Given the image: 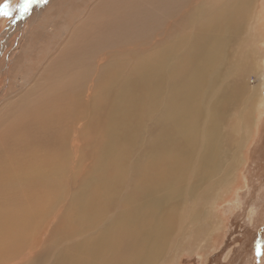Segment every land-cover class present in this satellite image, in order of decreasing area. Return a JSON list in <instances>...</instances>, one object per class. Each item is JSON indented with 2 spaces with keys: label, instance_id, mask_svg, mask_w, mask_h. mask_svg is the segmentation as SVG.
<instances>
[{
  "label": "rangeland",
  "instance_id": "rangeland-1",
  "mask_svg": "<svg viewBox=\"0 0 264 264\" xmlns=\"http://www.w3.org/2000/svg\"><path fill=\"white\" fill-rule=\"evenodd\" d=\"M202 1L205 0H43L34 4L30 13L22 19L17 18L16 13L12 17H0V206L12 192L18 198L11 194L6 201L12 204L19 202L16 205L21 206L16 209L30 205L21 217L0 220L3 221L0 222V264H86L90 244L104 228L125 215L121 209L125 207V195L137 192V188L140 194L133 196L134 200L141 201L140 204H148L150 200L149 203L155 207L156 220L169 221L166 222L169 234L154 264H264V255L257 257L255 251L257 242L264 249V85L262 100H253L252 103L250 100L251 104L246 105L249 107L244 108V101L257 83V76L255 72L245 73L240 79L236 72H232L233 67L239 66L243 54L255 48L261 65L259 73L262 71L264 77V0L255 1L253 20H247L246 15L244 20L240 18L238 34L228 41L226 49H222L214 71L210 94L216 99H221L224 92H230L234 84L243 86L234 90L240 91L241 95L238 93L221 101V111L212 120L213 126L209 127V132L216 128L223 146L221 165L217 164L211 170L203 167L193 176L190 172L192 160H188L189 156L184 153L179 154L178 160L174 156L169 157L171 159L160 157L157 164L147 155L142 156L155 131L153 126L147 129V125L151 124L149 120L161 119V105L154 106L153 97V100L147 101L153 104L151 107H143L146 101L140 105L141 111V107L144 108L143 113L138 116L132 130H126L123 140L120 139L118 145L121 149L115 152V156L119 157H105L104 148L110 128H118L117 121L112 126L109 124L110 118L120 116L121 106L116 105V94H107L105 90L97 92L103 90L104 77L107 75V78L115 80L118 75L130 74L134 67L145 66L142 64L145 60L156 59L157 50L166 46H173L170 56L175 58L176 63L188 62L197 25L193 22L189 24L186 18L193 6ZM222 1L208 0L207 11L218 8ZM18 2L10 0L13 5ZM6 28L7 32H4ZM79 42L94 45L95 49L87 51L84 48L85 52H78L79 56H83L81 59H71L67 63L68 66L59 72L64 76H61L64 80L62 85L60 77L53 80L44 68L49 61L54 62L60 57L61 50L65 51L72 43L77 45ZM168 64L165 63L163 69L166 70ZM105 69L107 72L102 76L101 72ZM203 77L210 79L208 73ZM34 83H39L38 87L29 91L28 86ZM107 96L109 100H104ZM89 99H93L94 115L89 114L87 108H82L84 101ZM39 110L46 113V117H40ZM38 120L44 123L42 127ZM143 141L148 143L143 144ZM31 152L36 158L42 155L41 164L44 167L41 169L45 176L57 172L56 165L60 167L59 184L56 186L60 192L53 190L50 196L52 190L46 180L49 174L45 178L44 175L22 173L20 167L29 166L26 162ZM166 160H169L168 164ZM6 162L10 166L12 163L19 166L7 167ZM179 162L182 176L172 184L169 176ZM222 166L224 169H221ZM227 173H233L228 181L225 179ZM22 176L28 178L22 181ZM44 178L47 185L40 180ZM165 182L170 189L181 188L179 193H183L176 195L174 200L160 195L157 192L164 190ZM162 183H165L164 187ZM85 184H88L87 187ZM85 187L87 196L82 200L85 205L81 203L79 206L77 200ZM101 191H105L106 200L99 196ZM141 192H144L143 195ZM128 201L132 203L131 198ZM78 208L85 210L86 215L80 217ZM77 220H80L81 227ZM150 221L145 218L147 226L142 233L150 229ZM22 222H28L32 229L23 231ZM17 224L20 232L15 237H9ZM140 239L137 235L135 245L138 242L140 245ZM121 240H124L122 236ZM117 249V244L111 242L109 251L103 256L98 254L96 263L123 264L114 260L117 251L121 250ZM110 251L113 253L108 254ZM141 252L142 248H139L138 254ZM123 254L125 247L121 251Z\"/></svg>",
  "mask_w": 264,
  "mask_h": 264
},
{
  "label": "bare ground",
  "instance_id": "bare-ground-1",
  "mask_svg": "<svg viewBox=\"0 0 264 264\" xmlns=\"http://www.w3.org/2000/svg\"><path fill=\"white\" fill-rule=\"evenodd\" d=\"M179 1L180 0H178V2ZM255 1L256 0H223L219 4L218 8L215 9V7H214L215 11H214V9L209 10L211 12L214 11L212 14H211V12L207 11L208 7L206 5L209 6L208 0L202 1V2L194 5L193 8L191 9L192 11L189 13L190 15L186 14L187 16H189L186 18V19H189L188 20L189 24H190V22H193L194 25H197L196 26L197 29L195 31L196 32V38L194 41L193 49L189 53L190 54V60L188 62L182 64L179 61V63H176L175 58L170 56V54L173 53V46H166V47L160 48V50H157L158 53L156 55V59L154 57V59H152V60H149V61L145 60V63H142L143 65L145 64V66H142L139 68L134 67V71L131 70L130 74H127V73L123 74L122 73L123 75L117 76L118 79L113 78L115 80L107 78L108 77L107 75L104 77V82L102 83L103 86L101 85L103 90H100L97 92L101 93V91L105 90L104 92H106L107 94H109V93L111 95L116 94L118 96V101H117L116 105L121 106L120 107V111H121L120 116L115 117V118H110L111 123H109V124H111V126H112L117 121L118 128H110V133L108 135L109 138H108L107 145L105 148L103 146L104 151H105V157H107V158L109 157V159H111L113 157H115V158L119 157L117 155L115 156V152H117L118 150L121 149V147H119V145H118V143L120 142V139H121V141L123 140V134L126 132V130H129V131L132 130L135 121L138 120V116L140 114H142L144 111L143 107L147 106L146 108H149L148 106L151 107L153 105V104L147 102L149 99H151L153 97L154 100H153V98H152V100L154 101V106L161 105L160 111H159V113H160L159 116H161V119L155 120V118H152L149 120V122L151 124L147 125V126H149V128H147V129L149 130L150 126H153L155 131L153 132V134L151 136L152 139H150V141H148L150 144L146 147L147 151L144 150L146 152H142L143 155L142 154H140V155H142V156L147 155V157L155 160V163L157 164L156 161L160 157L169 158V157L174 156L177 159L180 153H184L186 156L187 155L189 156L188 160H192V166H191L192 170L190 172H193V176L195 175V173H197L203 167H207V168L209 167L211 170V169L215 168L217 166V164L218 165L222 164L220 157L222 155L223 146L220 142V139H218V137H217L216 128L213 131L209 132V127L213 126L211 124L212 120L221 111V101L224 100L226 97L236 96L238 93H240V91L236 92L234 90H236L237 88L242 89L243 86L240 83H238L237 85L234 84L232 86V88L229 90L230 92H224L223 97L219 100L216 99L213 94H210V87L212 86V84L214 82V71L217 68L219 56H220L222 49L225 48L229 44L230 40H233L234 35L237 36V34H238L237 31H238V28L240 26V18L244 20V16L246 15L247 20L249 18L251 20H253L254 15H255V12H254ZM174 4H176V3H174ZM190 4L191 3H189L188 5H190ZM15 17H16V15H15ZM247 20L245 21L246 23H247ZM15 23H17V22H15ZM117 23H119V22H117ZM121 24L122 23H120L118 25H121ZM14 26H15V24H14ZM244 26H246V25L244 24ZM112 28H114V27H112ZM11 29H12V27H11ZM103 29H105V28H103ZM4 32H7V28L4 29ZM108 34L109 33H107V34L105 33V35H108ZM106 37L107 36H105V38ZM92 38H94V37H92ZM108 39H109V37H108ZM254 39H255V37H254ZM240 42H241V40H240ZM84 48L87 51H90V50L94 51L95 46L91 45V44L90 45H87L84 43L81 44L80 42L77 43V45L76 44L74 45L72 43L65 51L61 50L62 53L60 52V54H59L60 57L58 58L56 56L57 59L54 62H51L53 60L49 61L51 63L48 62L47 67L44 69L46 70V72L48 73L49 76L53 77V80L60 77L59 80H61L63 82L62 83V85H63L64 84V80H63L64 76H62V74H60L59 72L67 65V63L71 59H75V58L81 59V57H83V56H79L78 52H82V50ZM235 49H236V47H235ZM254 49H248V51H246L247 54H243L244 56L242 55L243 58L240 59L239 66L233 67V70H232L233 73L236 72L237 77H239L240 79L245 75V73L249 74L251 72H255L256 76H257V83L255 84V86L252 87L250 95L244 101V108L249 107V106H246L249 104L248 101L252 100L251 101V103H252L253 100L259 101L261 99V90H262V86L264 85V77L262 75V71H261V73H259L260 67H261V65L258 61L259 60V58H258L259 54H257L258 51H255L256 49L255 50ZM224 51L222 53H224ZM90 53H92V52H90ZM90 55H92V54H90ZM119 55H121V54H119ZM237 55L239 56V53ZM234 56H235V53H234ZM183 57H184V55H183ZM216 59H217V61H215ZM138 61H140V60H138ZM167 62H169V64L165 70V69H163V67H164V64ZM114 64H116V63H114ZM136 64L138 65V63H136ZM95 65H96V63H95ZM106 66H107V64H105L104 67H106ZM135 68H136V70H135ZM102 69H104V68H102ZM71 70H73V69H71ZM106 72H107V69L102 71L101 72V74H103L102 76H104L105 75L104 73H106ZM120 72H121V70H120ZM205 73L209 74L210 79L206 80L203 77ZM229 76H230V74H229ZM230 78H232V76ZM77 81H79V80H77ZM60 84L61 83H59V85ZM65 84H66V82H65ZM38 85H39V83H36V84L34 83V85L31 84L30 86H28L27 89L29 91H35V89L38 87ZM32 86H33V88H32ZM97 88H100V87H97ZM55 89H57V88H55ZM50 90L52 92L54 91L52 89H50ZM69 91H71V90H69ZM72 92H76V91L73 90ZM217 93L218 92H216V94ZM239 95H241V93ZM97 96H99V95H97ZM77 98L80 100L79 96ZM109 98L110 97L107 96L104 100H109ZM96 99H98V97ZM53 100H54V98H53ZM19 101H21V100L19 99ZM29 101L30 100H28L27 102H29ZM92 101H93V99L92 100L89 99L88 102L84 101V105L82 107V108H87L89 110V112H88L89 114H93V110H92L93 102ZM145 101H146V103H145V105H143V107H141L142 108V111H141L140 105H142ZM53 102L54 101H52V104L55 103V102L54 103ZM54 105H56V104H54ZM43 108H45V106ZM39 109H42V108H40V106H39ZM113 111H114V109L110 113H113ZM38 112H41V110H39ZM38 112H36L35 114H37ZM54 112L55 111H52V113H54ZM249 112L251 113V110ZM48 113L49 112H47V114ZM31 114H34V113H31ZM42 114H43V112L40 113V115H41L40 117H42V118L46 117V113H44L43 115ZM99 116L100 115H98V117ZM47 118L49 119V117H47ZM247 118H249V117H247ZM35 119L36 118H34V120ZM48 119H46V120H48ZM40 121L41 120H38V122H40ZM48 121L46 122V124L49 123ZM34 122H36V121H34ZM41 122H43V119ZM41 122L39 123L40 126H41V124L44 125V123H41ZM51 122L52 121H50V123ZM47 125H49V124H47ZM55 126H56V123H55ZM59 126L61 127V125H59ZM94 126H95V124H94ZM50 127H49V129H50ZM97 128L98 127L96 126V129ZM62 129H64V128H62ZM245 130H246V128H245ZM40 131H42V130H40ZM148 132H150V131H148ZM60 134H61V132H60ZM153 135L155 136L154 138H153ZM246 135L247 134L245 133L244 138ZM50 137H52V136H50ZM22 138H24V137H22ZM147 140H149V139H147ZM27 143H28L27 145L32 147L31 143H29V142H27ZM142 143L147 144V143H145V141H143ZM178 150H181V151H178ZM137 154H138V152H137ZM231 155H233V153ZM28 156L30 157V159L26 162V166L27 165H29V166L25 167V168H23L24 166L20 167V169L22 168V170H23L22 173H25V174L28 173L29 175L34 173V175H37V176L38 175H40V176L44 175L45 176V174H43L44 170L41 169L42 167H44L41 164L42 155H39L36 158L33 155V152H31V153H29ZM122 156L123 155H121V157ZM142 156H141V158H142ZM137 157H136V159L139 160L140 158L138 159ZM241 157H242V154H241ZM6 159H8V158H5L4 160H6ZM169 159H171V158H169ZM105 160H108V159H105ZM131 160H132V158H131ZM134 161H136V160H134ZM166 161L168 164L169 160H166ZM11 162H13V161H11ZM8 163H9V160H8ZM8 163L6 162L7 165H9ZM16 163H17V160H16ZM61 163H63V162H60V164ZM3 164H5V163L3 162ZM162 164H164V163H162ZM12 165L16 166L13 163H12ZM54 165H56V163ZM11 166L9 165L7 167H11ZM18 166L19 165H17L16 168ZM4 167H6V166H4ZM53 167L51 169H53ZM157 167L159 168V166H157ZM54 168H56L57 172L51 173V174H53L52 176H50V174L48 173L49 177L47 176L48 174L46 175L48 177L46 180L50 182V186H51L50 191L52 190L49 193L50 196H51V193L53 192V190L60 192V188L56 187L59 184V182L57 184V179L60 177V174H61L60 167H58L56 165ZM158 168H156V169H158ZM219 168H220V166H219ZM221 169H224V166H222ZM0 170H2V169L0 168ZM7 170H10V168H8ZM234 170L235 169L233 168L232 171H234ZM10 171H12V170H10ZM49 171H51V170H47V172H49ZM143 171H145V170H143ZM1 172H0V174H1ZM14 173H16V171ZM7 174H9V172ZM11 175H14V174H11ZM46 176H45V178H46ZM181 176H182V166H181V163L179 162V164L175 168V171L170 174L169 178L172 180V184H173L175 181L179 180L181 178ZM232 176H233V173L232 174L227 173L225 179L228 181L229 178H231ZM32 177H33V175H32ZM27 178L28 177L22 176L21 180L24 181ZM45 178H44V180H42V179H40V180L44 182ZM40 180H37V181H40ZM32 181H34V180H32ZM46 183L47 182L45 181V184ZM86 183H88V182H86ZM119 183H120V181H119ZM165 183H162L161 186L164 187L163 184H165ZM172 184H170V185H172ZM87 185L88 184H85L84 186L87 187ZM156 185H157V183H156ZM26 187H28V186H26ZM86 187H85V189H82V191H83L82 194H79V191L81 190L82 187L78 191L79 200H77L78 201L77 203H79V206L81 203L83 205H85V203H83L82 200H83V198H85V196H87L86 191H85ZM44 189H46V188H44ZM162 189H164V190L163 191L158 190L157 193H161L160 195L171 198L173 200L175 199L176 195H180L183 193V192L179 193L181 188H179L175 191H174V189H170L169 185L167 183H166L165 188H162ZM8 190H10V189H8ZM19 192H21V190ZM27 192L30 193V191H28V190H27ZM131 192L129 194H126L125 195L126 200H123L125 203V207H122L121 209L125 212V215H123L122 218L115 221L112 225L104 228L101 231L99 237L94 242H92V244H90V246L88 247V249H87L88 261L86 262V264H97L96 260L99 257L98 254L101 253V256H103L105 253H107V250L109 251V249H110V243L111 242L117 244V247H118L117 250L121 249V250L117 251V255L114 257V260L120 261V263H123V264H154V259L159 255V253H161L160 249H162V247L164 246L165 241L167 239V234H169L168 233L169 224L166 223L169 221H168V219L167 220L166 219L156 220V218L154 216L155 207H153V205L151 203H149L150 200L147 201L148 204H140L141 201L139 202L138 200L137 201L134 200L135 197L133 198V196L140 194V193H138L139 192L138 188H137V192H134V193H131ZM142 193H144V192H141V194ZM8 194H6V195H8ZM11 194L14 195L13 192ZM20 194H22V192ZM44 194H46V193H44ZM188 194H190V193H188ZM10 195H9V197H6V199L10 198L11 197ZM99 196L104 200L107 199V195H105V191H101ZM14 197H16V195H14ZM24 197H26V196H24ZM76 197L77 196L75 195L74 199H76ZM148 197L150 198L152 196H148ZM16 198H18V197H16ZM130 198L132 199L133 204L128 201ZM1 199L2 198H0V200ZM6 199H5V201H3L5 203L4 204L2 203L3 205L1 204V206H0V220L11 219V218H15V217H21L20 216L21 214L28 211L27 209L29 208L30 205L27 206L28 205L27 203H26L27 205L23 204L24 206L22 205L23 206L22 208L19 207L20 209H16V207L21 206V205H16V204H19V202L16 204H12V203H9L11 201H6ZM138 199H141V198L139 197ZM28 200H30V199H28ZM18 201H19V199H18ZM144 201H146V200L144 199ZM21 202L23 203V201H20V203ZM13 203H14V201H13ZM128 205H130V207H127ZM157 205H159V204H157ZM86 206H87V204H86ZM80 208H78V210H77V212L79 211L81 213L80 217L85 216L86 215L85 210H80ZM35 209L37 210V208H35ZM87 210H88L87 212L92 213V211H89V209H87ZM29 214H32V213L30 212ZM27 216H29V215H27ZM34 217H36V216H34ZM90 217L91 216H88L87 218H90ZM145 218H147L148 220H152V221H150V224H149L150 229H148L147 231L142 233V230L145 228V226H147V225H145ZM160 218H162V217H160ZM33 220H37V219H33ZM78 221H80V220H77L76 222L78 223ZM0 222H3V221H0ZM19 224H17L15 226L13 233L10 234L9 237L10 236L15 237L16 234L20 232L19 231ZM78 225H79V223H78ZM79 226L81 227V225H79ZM30 227L32 229V226L28 222H25V223L22 222V230L23 231L28 232ZM137 235H139L141 237L139 246H138L139 242L135 245ZM18 236H20V235H18ZM121 236L124 238L123 241L121 240ZM122 246H123V248H121ZM124 247H125V254L121 255V251H122V249H124ZM139 248H142V252L140 254H138ZM110 252L108 254L113 253V252H111V253ZM202 260H203V258H202Z\"/></svg>",
  "mask_w": 264,
  "mask_h": 264
},
{
  "label": "snow or ice",
  "instance_id": "snow-or-ice-1",
  "mask_svg": "<svg viewBox=\"0 0 264 264\" xmlns=\"http://www.w3.org/2000/svg\"><path fill=\"white\" fill-rule=\"evenodd\" d=\"M41 2L43 0H19L18 3L13 5L10 3V0H3V3H0V17H12L13 13H16L17 18H22L30 13L34 4ZM255 251L257 257L264 255V249H262L260 242H257Z\"/></svg>",
  "mask_w": 264,
  "mask_h": 264
}]
</instances>
